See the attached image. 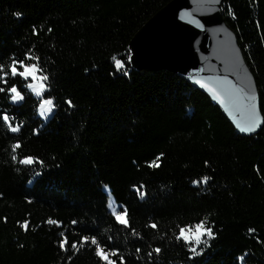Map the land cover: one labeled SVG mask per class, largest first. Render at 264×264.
Returning a JSON list of instances; mask_svg holds the SVG:
<instances>
[{"label": "trees", "instance_id": "1", "mask_svg": "<svg viewBox=\"0 0 264 264\" xmlns=\"http://www.w3.org/2000/svg\"><path fill=\"white\" fill-rule=\"evenodd\" d=\"M170 1L0 0V116L20 129L0 118V264H105L91 237L116 264H264V0L220 5L257 89L263 123L248 137L177 75L131 68L129 41ZM13 61L48 77L47 121ZM200 221L214 236L194 254L177 236Z\"/></svg>", "mask_w": 264, "mask_h": 264}, {"label": "water", "instance_id": "2", "mask_svg": "<svg viewBox=\"0 0 264 264\" xmlns=\"http://www.w3.org/2000/svg\"><path fill=\"white\" fill-rule=\"evenodd\" d=\"M222 0H171L156 12L128 44L130 66L135 71H168L189 83L216 106L234 130L243 137L262 128L255 81L248 70L233 32L220 14ZM208 84L223 94L231 89L229 101L213 95ZM243 89V93L238 90ZM254 90L260 124L252 132H241L244 93Z\"/></svg>", "mask_w": 264, "mask_h": 264}, {"label": "snow or ice", "instance_id": "3", "mask_svg": "<svg viewBox=\"0 0 264 264\" xmlns=\"http://www.w3.org/2000/svg\"><path fill=\"white\" fill-rule=\"evenodd\" d=\"M17 15H20L17 13ZM29 59H35L38 61V57H29ZM113 61L115 62L116 68L121 69L124 67V64L122 60L117 59L116 56L112 57ZM131 59V57H129ZM10 67V73L13 77L19 75L23 79L27 80L28 78H31L32 83H29L27 85L28 89L35 94L37 97H41L45 90L48 88V85L44 83L48 80V77L43 74V69L40 67L39 63H32V64H25L23 61L19 62V68L17 67V62L13 61V63L9 66ZM22 69V71L20 70ZM0 81H3L4 83H7V80L5 77L8 75L7 72H4L3 65H0ZM127 73L125 72V75ZM203 87L208 88L210 92L213 93V95H216L217 98L221 99V103H224L225 100L222 98V96H227L229 101H232L234 98V92L231 89H224L223 94L218 92L215 88L210 87L208 84L202 85ZM4 88H0V92H4ZM12 93L11 99L13 102L16 101H22L24 99L22 93L17 90L16 86H12L8 89ZM239 92L243 93V89L238 90ZM244 97L248 101V103L242 105V120L238 121L237 126L239 127L241 132H252L254 131L258 125L260 124V120L258 117L257 109H256V95L254 90L250 91L249 93H244ZM67 103L71 106V100H68ZM55 108V104L52 99H43L40 106H39V114L41 116H45L47 113H51L53 109ZM0 118L3 119L5 124H7L12 132H18L20 129L19 127H12L10 123V118L7 114H3L0 116ZM20 147V144L17 143L13 145V150ZM15 159V157H13ZM159 160V157L156 158ZM34 162L32 157H27L20 161V163L25 165H31ZM151 166L153 167H159V164L156 163V161H153ZM209 180V177L205 176L202 178V181H193L194 184H198L200 182L207 183ZM139 191V190H138ZM113 216L117 220V222L124 224L125 226L128 225V221L126 219L127 215V209H123V211H116L113 209L112 211ZM49 223H58L56 221H48ZM75 223V221H73ZM25 229H27V223L22 225ZM153 228L156 227L155 224L151 225ZM251 231V230H250ZM207 235L209 238H212L214 236V233L212 232L211 228L206 227V221H200L195 225H189L185 227L180 228L179 235L177 236V239H183L185 243L193 244L192 247H190V251L194 254L197 253V246H199L202 242V237ZM83 240L87 242L89 240V237H83ZM205 244L207 241H203ZM68 241L65 239L61 243V247L63 248L65 244H67ZM91 243L96 245V255L103 261H105V264H116V261L110 259L111 256H116L118 253L115 250L112 251H105L103 247H101L95 237H91ZM71 247L73 249L77 248L76 244H72ZM154 251L159 254L160 249L156 248ZM152 253H149L151 255ZM121 261H123V257H120ZM243 259V258H241Z\"/></svg>", "mask_w": 264, "mask_h": 264}, {"label": "rangeland", "instance_id": "4", "mask_svg": "<svg viewBox=\"0 0 264 264\" xmlns=\"http://www.w3.org/2000/svg\"><path fill=\"white\" fill-rule=\"evenodd\" d=\"M29 80H31V78H28ZM31 83H32V80H31ZM35 95V94H34ZM36 96V95H35ZM37 97V96H36ZM40 99H41V102H42V98L41 97H39ZM41 104V103H40ZM40 106V105H39ZM39 106L37 107V116L42 120V121H47L49 118H50V116H51V114H52V112L51 113H47L45 116H41L40 114H39ZM113 209H115L116 211H118V212H120V206L119 205H117V204H115L114 202H113V200L112 199H110L109 200V204H108V210L110 211V213L112 214V211H113ZM113 215V214H112ZM117 221V220H116ZM119 223V222H118ZM121 224V223H120Z\"/></svg>", "mask_w": 264, "mask_h": 264}]
</instances>
